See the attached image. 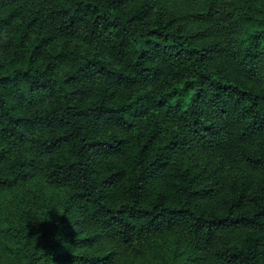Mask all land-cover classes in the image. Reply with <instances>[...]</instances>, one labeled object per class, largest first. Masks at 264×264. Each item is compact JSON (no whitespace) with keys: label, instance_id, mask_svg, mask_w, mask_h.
Instances as JSON below:
<instances>
[{"label":"trees","instance_id":"16d2710c","mask_svg":"<svg viewBox=\"0 0 264 264\" xmlns=\"http://www.w3.org/2000/svg\"><path fill=\"white\" fill-rule=\"evenodd\" d=\"M0 264H264V0H0Z\"/></svg>","mask_w":264,"mask_h":264},{"label":"rangeland","instance_id":"374dc122","mask_svg":"<svg viewBox=\"0 0 264 264\" xmlns=\"http://www.w3.org/2000/svg\"><path fill=\"white\" fill-rule=\"evenodd\" d=\"M80 43L82 44L81 46L88 45V43L85 42L84 43L80 42ZM152 240H155L154 244L158 245L163 249L165 253L163 256L165 258L171 259L172 256L174 255L175 260L173 259L171 260V262L174 263L177 262L178 252L184 249V242L181 236L179 235V233H176L174 231H165L153 237ZM160 261H164V260H160Z\"/></svg>","mask_w":264,"mask_h":264}]
</instances>
